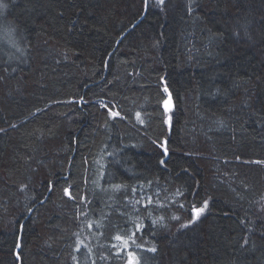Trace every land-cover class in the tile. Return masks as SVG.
Instances as JSON below:
<instances>
[{"label":"trees","instance_id":"16d2710c","mask_svg":"<svg viewBox=\"0 0 264 264\" xmlns=\"http://www.w3.org/2000/svg\"><path fill=\"white\" fill-rule=\"evenodd\" d=\"M129 251L264 264V0H0V264Z\"/></svg>","mask_w":264,"mask_h":264},{"label":"snow or ice","instance_id":"6c2138e0","mask_svg":"<svg viewBox=\"0 0 264 264\" xmlns=\"http://www.w3.org/2000/svg\"><path fill=\"white\" fill-rule=\"evenodd\" d=\"M148 0H145V6H147ZM158 3L163 5L164 4V0H158ZM165 91L167 92V88H165ZM167 107V105H166ZM168 110H170V108H168ZM113 115H118V113H114ZM137 116L139 117V113L137 114ZM170 120V117L168 118ZM167 122V121H166ZM141 123H143V121H141ZM155 143V141H154ZM158 146L163 149V155L167 156L168 154V149L166 147V141L164 142H160L158 144ZM161 164L165 163V160L161 159L160 161ZM181 207H183V205H181ZM207 208V201L204 202L203 206H201L200 208H195V206L193 207V217L191 219H189V221L185 224H182L181 227L182 228H188L191 224L196 222V219L199 218V216L204 212V210ZM173 219H179V217H173ZM139 230V228L137 229ZM134 235V234H133ZM116 240L118 241H123L124 238L121 236H116L114 237ZM129 239H131V237H129ZM245 243H247V241H245ZM17 247H19V245H17ZM148 252H151L153 254L156 253L157 249L155 247H151L147 249ZM19 254H17V259H19ZM128 264H140V261L137 257L136 254L132 253L131 251L128 252Z\"/></svg>","mask_w":264,"mask_h":264},{"label":"rangeland","instance_id":"374dc122","mask_svg":"<svg viewBox=\"0 0 264 264\" xmlns=\"http://www.w3.org/2000/svg\"><path fill=\"white\" fill-rule=\"evenodd\" d=\"M166 105H167V107H166ZM163 109H164V112L166 113V115H167V119H166V123H168L169 124V113H170V111L172 110V102L170 101V99H167L164 103H163ZM168 108H170V110H168Z\"/></svg>","mask_w":264,"mask_h":264},{"label":"water","instance_id":"95a60500","mask_svg":"<svg viewBox=\"0 0 264 264\" xmlns=\"http://www.w3.org/2000/svg\"><path fill=\"white\" fill-rule=\"evenodd\" d=\"M167 156H165L164 160H166Z\"/></svg>","mask_w":264,"mask_h":264}]
</instances>
